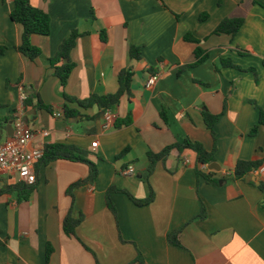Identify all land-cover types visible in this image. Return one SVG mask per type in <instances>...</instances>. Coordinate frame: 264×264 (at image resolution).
<instances>
[{
	"label": "crops",
	"instance_id": "0c3cea01",
	"mask_svg": "<svg viewBox=\"0 0 264 264\" xmlns=\"http://www.w3.org/2000/svg\"><path fill=\"white\" fill-rule=\"evenodd\" d=\"M31 2L51 17L50 34L31 37L42 50L34 60L17 50L23 27L10 16L14 0L0 7V143L23 112L35 131H49L36 134L30 146L62 143L84 150L98 174L70 192L87 178L89 165L40 162L27 198L6 192L19 181L0 174V264H126L138 252L143 258L138 264H264V171L231 177L238 160L264 158V124L250 133L259 123V107L264 110V0ZM225 18H243L235 34L214 33ZM73 31L79 33L70 53L76 65L62 87L48 59ZM187 34L199 41L187 40ZM132 44L141 46L140 60L130 59ZM198 47L205 57L194 64ZM227 59L240 68L224 66ZM128 67L134 71L130 91L111 111L114 120L131 113V124L107 125L105 111L77 102L67 103L80 113L64 115L63 92L78 100L114 93L119 71ZM150 68L159 74L152 87L146 85L154 73ZM22 93L33 95L27 108ZM38 97L51 111L37 107ZM204 112L217 117L215 138ZM186 139L209 152L215 148L214 162L200 168L225 181L208 182L197 174L196 153L184 150L179 156L176 149L146 181L148 151ZM213 163L219 171L209 168ZM129 165L135 170L125 174ZM111 186L138 199L152 189L154 200L138 205L116 191L114 214L106 202ZM70 211L82 218L76 236L63 230ZM176 230L178 245L169 240Z\"/></svg>",
	"mask_w": 264,
	"mask_h": 264
},
{
	"label": "trees",
	"instance_id": "16d2710c",
	"mask_svg": "<svg viewBox=\"0 0 264 264\" xmlns=\"http://www.w3.org/2000/svg\"><path fill=\"white\" fill-rule=\"evenodd\" d=\"M5 1L6 0H0V7L5 3ZM10 16L13 21L21 24L23 27L22 41L21 44L17 46V50L23 53L31 60H34L42 56L41 48L32 44L31 37L34 34H39V35L50 34L51 17L48 14V12H46L40 7L33 5L31 0H14V7L10 13ZM242 23H243V18H225L218 24V26L214 30V33L235 34L240 29ZM78 35L79 33L77 31H73L69 37H67L61 42L56 55L48 59V64L53 69L54 75L59 78L62 87L66 86L68 79L76 65L75 62L71 59L70 53L76 44V39ZM185 38L187 40L194 42L199 41L192 34H187ZM3 51H4V47L0 46V53H2ZM201 52L202 50L198 47L195 52L196 61L194 64H197L204 59L205 56L202 55ZM129 55L131 60H140L142 58L141 46L132 44L130 46ZM222 64L224 66H232V67L240 68L239 66L235 65L234 63H232L231 60L228 59L222 60ZM150 70L152 71V68H150ZM152 72L155 73L156 71H152ZM133 76H134V71L131 67L121 69L117 76L119 88L114 93H107L103 95L92 93L89 97L82 100H78L69 97L65 92H63V96L66 100L63 109L64 115L69 118V117H74L76 116V114L80 113V111H78L77 109L69 107L67 102H77V104H79V106L83 108H89L96 105L102 111L113 108L115 105L119 103L121 97L124 94L129 93ZM23 102L25 108H27L29 105H32L33 95H28ZM36 105L38 108H44L46 110L51 111V108L48 105H46L39 97ZM259 111H260L259 123L252 128L250 132L251 134H256L259 129V126L261 124H264V110L261 107H259ZM161 115L166 118L165 109L162 110ZM216 119H217L216 115H212L209 112H204L205 123L208 126V128L211 130L214 138H215L214 123ZM132 122H133V116L131 113H128L123 118H116L113 121V125L115 128H120L122 126L129 125ZM173 149L178 150L179 156L182 154L184 150L194 151L196 153L197 174L203 176L208 182L219 184L225 181L226 179L225 176L216 178L212 176L213 171L211 170L204 171L203 169L200 168V165L210 164L214 162L215 148L209 152L204 148V146L200 142L192 141L190 139H186L184 143H175L169 145L159 152L148 151L147 153L148 165L143 172V177L146 181L149 180V177L154 172L156 164L159 161L164 162ZM58 159L84 162L89 165V174L87 178L79 180L74 184H72L69 188L70 192L75 186H78L83 183H91L97 177L98 174L97 166L89 159L88 152L62 143L46 144L44 147V156L38 163L42 162L48 164ZM38 163L36 164V169ZM263 165H264V158H254L250 160L240 159L237 161L234 171L231 173V177L235 179L244 178L250 173L259 170ZM35 186H36L35 183L27 184L24 182H17L8 185L5 191L9 193H16L18 197L27 198L34 191ZM260 188L264 190V180L261 181ZM116 191L126 192L132 198V200L138 205L148 204L154 200V192L152 189L148 197L144 199H138L132 196L129 192L125 191L124 189H118L111 186L106 191V202L108 207L112 210L114 214H116V207L112 201L111 195ZM81 221H82L81 217L74 218L70 211L63 221L64 232L69 236H76V228L81 223ZM179 232L180 230H176L171 234H169V240L177 245L180 244L178 240ZM51 252L52 250L48 248V252H47L48 259L51 256ZM138 263H143L141 252H138L136 258L126 264H138Z\"/></svg>",
	"mask_w": 264,
	"mask_h": 264
},
{
	"label": "built area",
	"instance_id": "2783aa9c",
	"mask_svg": "<svg viewBox=\"0 0 264 264\" xmlns=\"http://www.w3.org/2000/svg\"><path fill=\"white\" fill-rule=\"evenodd\" d=\"M159 80L158 73H152L148 80L147 86L152 87ZM22 100L27 97L26 93H22ZM61 115V113H57ZM107 125H111L114 121L115 115L111 109H107L104 112ZM42 134L47 136L48 130L35 131L30 127L24 118L23 112H19L14 119V132L7 140L0 143V174H6L12 177H16L19 182L27 184H33L36 182V164L44 156V145L30 146L32 140L36 134ZM98 141L92 143L93 147H96ZM186 163L189 160L185 159ZM135 170L134 165H129L125 170V174L133 173ZM260 172L264 171V166L259 169Z\"/></svg>",
	"mask_w": 264,
	"mask_h": 264
},
{
	"label": "water",
	"instance_id": "95a60500",
	"mask_svg": "<svg viewBox=\"0 0 264 264\" xmlns=\"http://www.w3.org/2000/svg\"><path fill=\"white\" fill-rule=\"evenodd\" d=\"M6 130H7V132H8L9 135H13L14 127H13V122H12V121L9 123V125H8L7 128H6ZM1 132H2V131H1ZM0 136H1V135H0ZM209 168H210V169H215V170L219 171V167H216V165H214V163L211 164V165L209 166Z\"/></svg>",
	"mask_w": 264,
	"mask_h": 264
}]
</instances>
